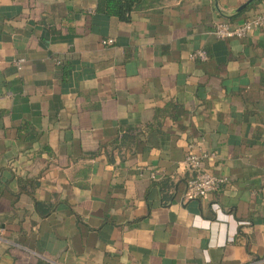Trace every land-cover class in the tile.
Wrapping results in <instances>:
<instances>
[{
  "label": "crops",
  "instance_id": "1",
  "mask_svg": "<svg viewBox=\"0 0 264 264\" xmlns=\"http://www.w3.org/2000/svg\"><path fill=\"white\" fill-rule=\"evenodd\" d=\"M97 1L0 0V264H264V28L212 34L264 0ZM190 144L228 180L204 199Z\"/></svg>",
  "mask_w": 264,
  "mask_h": 264
},
{
  "label": "built area",
  "instance_id": "2",
  "mask_svg": "<svg viewBox=\"0 0 264 264\" xmlns=\"http://www.w3.org/2000/svg\"><path fill=\"white\" fill-rule=\"evenodd\" d=\"M262 28H264V12L255 14L241 24H234L228 21L218 23L214 26L212 34L221 40H243L254 30ZM109 43L112 42H104V44ZM189 57L190 59L204 60L205 53L198 51L190 54ZM24 63L25 60L22 58L13 60V65L17 70H20ZM208 157H213V154L197 152L194 145H188L184 165L190 174V178L187 181L183 195L185 200L204 199L210 194L219 192L228 184L227 178L212 175L202 169V161Z\"/></svg>",
  "mask_w": 264,
  "mask_h": 264
},
{
  "label": "trees",
  "instance_id": "3",
  "mask_svg": "<svg viewBox=\"0 0 264 264\" xmlns=\"http://www.w3.org/2000/svg\"><path fill=\"white\" fill-rule=\"evenodd\" d=\"M258 2L252 3L249 8L254 7ZM145 0H98L97 11L107 17L116 18L120 22H128L133 13L143 9ZM186 180V185H187ZM39 184L36 179L20 180L19 191L23 195H27L33 199L34 192ZM186 190V187H185ZM34 200V199H33ZM36 211L41 216H47L51 211L46 210L43 204L34 201Z\"/></svg>",
  "mask_w": 264,
  "mask_h": 264
},
{
  "label": "water",
  "instance_id": "4",
  "mask_svg": "<svg viewBox=\"0 0 264 264\" xmlns=\"http://www.w3.org/2000/svg\"><path fill=\"white\" fill-rule=\"evenodd\" d=\"M252 1H254V0H249V1L247 2V4H245L244 6H242L240 9H242V8H244L246 5L250 4Z\"/></svg>",
  "mask_w": 264,
  "mask_h": 264
}]
</instances>
